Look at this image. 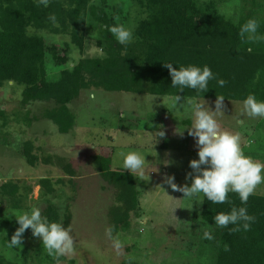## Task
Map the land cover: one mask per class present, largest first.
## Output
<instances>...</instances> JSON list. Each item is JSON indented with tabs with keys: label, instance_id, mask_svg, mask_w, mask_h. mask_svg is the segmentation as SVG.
I'll list each match as a JSON object with an SVG mask.
<instances>
[{
	"label": "rangeland",
	"instance_id": "1",
	"mask_svg": "<svg viewBox=\"0 0 264 264\" xmlns=\"http://www.w3.org/2000/svg\"><path fill=\"white\" fill-rule=\"evenodd\" d=\"M109 1L124 2L131 12L126 25L131 30L140 12L138 7L131 0ZM219 2L220 10L230 16L242 5V0ZM30 31L38 32L32 28ZM97 32L87 27L86 37L91 40ZM39 33L48 42L70 41L68 33ZM95 51L89 49L91 54ZM70 55L67 67L82 56L75 47ZM62 68L49 63L48 77L55 78ZM22 88L13 82L0 88V110L5 112L0 117V186H18L16 195L0 192V255L5 264H122L128 257L139 264H214L213 238H202L205 230H214L199 217L203 194H199L202 202L197 203L165 183V177L174 174L175 183L190 185L191 179L186 180V174L192 172L189 161L198 158L195 139L187 129L177 131L188 126L190 120L180 111L174 115L163 104V97L168 95L83 89L69 104L76 114L75 126L69 133H60L54 122L42 117L54 102L33 101L23 106ZM196 99L215 107L216 98ZM242 110L243 100L224 99V113L217 116L218 123L222 129L239 133L246 154L264 161V117L241 115ZM4 118L7 123L1 126ZM161 128L165 136H155ZM27 140L33 142L40 156L52 155L53 164L38 161L29 165L23 154ZM129 151L145 154V166L135 174L141 210L139 215L131 214L128 229H114L110 209L117 202L116 189L96 171L91 155L110 154L112 168L124 169L121 153ZM55 154L71 162L75 177L70 179L62 167L54 164ZM44 177L54 182L51 194H46L40 184ZM60 178L62 181L56 183ZM253 193L264 195V183L257 185ZM49 202L58 207L63 225L67 211L71 214L66 228L73 237V251L49 255L30 228L23 233L20 246H10L19 227L12 213L39 207L42 215Z\"/></svg>",
	"mask_w": 264,
	"mask_h": 264
},
{
	"label": "trees",
	"instance_id": "2",
	"mask_svg": "<svg viewBox=\"0 0 264 264\" xmlns=\"http://www.w3.org/2000/svg\"><path fill=\"white\" fill-rule=\"evenodd\" d=\"M140 12L131 28L132 40L120 45L109 33L108 26H126L131 12L124 2L111 4L109 0H49L48 6H38L36 0H0V88L13 82L22 85L21 104L33 101H52L42 117L57 125L60 133H69L76 123V114L69 104L74 103L81 90L127 91L156 95H173L178 89L171 86L169 70L189 63L207 64L217 78L226 81L219 86L209 81L205 93L185 88L182 97L243 100L254 94L264 100V39H242L240 26L250 18L259 21L257 34L264 36V0H242L240 10L232 16L220 10L219 0H131ZM56 17L55 22L49 15ZM97 34L86 37V29ZM38 32H31L30 29ZM49 30L68 33L70 41L48 42L39 33ZM247 35V34H246ZM73 47L82 56L67 67ZM96 51L90 53L89 49ZM63 66L55 78L48 77V65ZM4 109L0 117H4ZM29 119V118H28ZM30 120V119H29ZM7 123L4 118L1 126ZM34 144L27 140L23 154L29 165L38 161L53 164L52 155L40 156ZM55 165L62 167L70 179L76 170L64 156L53 155ZM92 163L102 177L116 189L117 202L110 209L114 229H128L131 214H140V191L136 177L128 170L112 168L111 155L96 152ZM62 179H58L59 183ZM46 194L55 191L50 177L41 178ZM17 185L5 183L0 192L16 195ZM230 201V203H229ZM241 205L237 193L229 192L223 204H214L203 195L200 218L213 225L214 264H264V195L252 194L247 211L255 216L249 230L230 232L234 225L221 228L213 217ZM50 221L60 222L56 204L49 202L42 212ZM67 211L64 226L68 227ZM227 249V250H226ZM0 264L5 258L0 255ZM122 264H139L129 257Z\"/></svg>",
	"mask_w": 264,
	"mask_h": 264
},
{
	"label": "clouds",
	"instance_id": "3",
	"mask_svg": "<svg viewBox=\"0 0 264 264\" xmlns=\"http://www.w3.org/2000/svg\"><path fill=\"white\" fill-rule=\"evenodd\" d=\"M36 3L46 8L49 0H36ZM48 18L53 22L56 20V17L51 14ZM258 27L259 21L250 18L240 26L239 34L242 39H264V36L257 34ZM108 31L120 45H127L132 40L131 30L124 25H109ZM164 67L169 70L172 78L171 86L178 89V92L163 97V104L174 115L180 111L190 120L188 126L177 131L183 133L184 129H187L188 134L195 139L198 150V158L189 161L192 172L186 174V180L191 179L190 185L175 183L174 174L167 175L165 183L173 191H179L183 193V197L197 203L202 202L199 200L201 193L214 204H223L228 200L229 192L237 193L241 205L244 206L238 208L233 206L230 211L218 212L213 219L215 225L221 228H226L230 224L234 225L229 229L230 232L240 231L241 228L244 231L249 230L255 216L248 213L246 205L256 186L264 183V161L246 154L239 133L221 128L217 116L224 113V96L217 95L213 109L206 106L205 100L200 101L188 96L182 100L179 95V92L185 88L194 89L197 93H205L209 89L210 80H216L221 87L226 81L217 78L207 64L201 66L189 63L174 67L173 63L164 62ZM241 115L264 117V100H258L254 94L247 95L243 101ZM155 136L164 137L165 131L161 128ZM121 154L123 168L130 170L134 176L144 168L145 154L138 151ZM12 215H15L19 227L9 241L10 246H20L23 233L30 228L32 235L41 239L42 247L49 255L62 256L73 251L74 241L70 229L61 222L50 221L48 217L42 216L39 207L14 211ZM202 238L212 239L213 236L205 230ZM116 247L119 248L120 245L117 244Z\"/></svg>",
	"mask_w": 264,
	"mask_h": 264
}]
</instances>
